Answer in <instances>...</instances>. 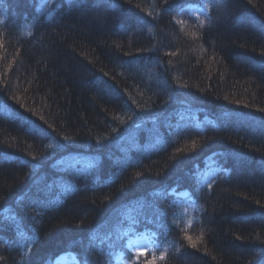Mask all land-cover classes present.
Returning <instances> with one entry per match:
<instances>
[{"label": "trees", "instance_id": "16d2710c", "mask_svg": "<svg viewBox=\"0 0 264 264\" xmlns=\"http://www.w3.org/2000/svg\"><path fill=\"white\" fill-rule=\"evenodd\" d=\"M37 1L0 0V264H264V0Z\"/></svg>", "mask_w": 264, "mask_h": 264}, {"label": "rangeland", "instance_id": "374dc122", "mask_svg": "<svg viewBox=\"0 0 264 264\" xmlns=\"http://www.w3.org/2000/svg\"><path fill=\"white\" fill-rule=\"evenodd\" d=\"M43 1L46 0H38L36 3L37 4L36 7L40 8L43 4ZM3 19H4L3 16L0 14V22H3L4 21ZM215 164L216 162L212 159V161L210 162L211 168L214 167ZM151 245H152V241L149 240V238L144 235L136 236L135 238H132L129 241L130 250L136 253H144L151 247ZM71 259L72 257H70L69 254H64L59 258V262L60 264H69ZM132 261H133L132 257L129 258L125 254H120L116 264H132Z\"/></svg>", "mask_w": 264, "mask_h": 264}, {"label": "bare ground", "instance_id": "6f19581e", "mask_svg": "<svg viewBox=\"0 0 264 264\" xmlns=\"http://www.w3.org/2000/svg\"><path fill=\"white\" fill-rule=\"evenodd\" d=\"M140 235H141V236H142V235L147 236V237L149 238V240L152 241V238H151V235H150V234H148V233H141ZM133 238H135V237H133Z\"/></svg>", "mask_w": 264, "mask_h": 264}]
</instances>
